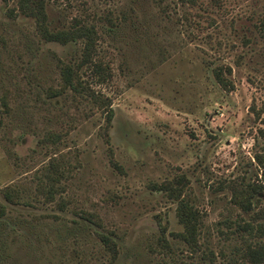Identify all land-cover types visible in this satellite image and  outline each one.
I'll list each match as a JSON object with an SVG mask.
<instances>
[{"label":"rangeland","instance_id":"374dc122","mask_svg":"<svg viewBox=\"0 0 264 264\" xmlns=\"http://www.w3.org/2000/svg\"><path fill=\"white\" fill-rule=\"evenodd\" d=\"M195 1L48 0L52 29L98 30L110 78L84 66L82 79L109 98L107 126V109L62 87L82 43L40 38L19 0H0V264H226L248 236L237 222L264 223V0ZM55 159L64 210L41 190ZM248 184L262 188L246 212L233 201ZM163 187L199 210L197 253Z\"/></svg>","mask_w":264,"mask_h":264},{"label":"trees","instance_id":"16d2710c","mask_svg":"<svg viewBox=\"0 0 264 264\" xmlns=\"http://www.w3.org/2000/svg\"><path fill=\"white\" fill-rule=\"evenodd\" d=\"M182 2H193L195 0H181ZM48 0H19L18 10L22 14L32 17L36 23L37 33L40 38L51 41L67 44L69 42H81L83 47L82 58L77 65L72 63H64L61 66L63 78V88H69L73 92L80 95L91 96L99 108L109 111L108 125L110 124L111 107L110 100L106 96L98 95L93 89L86 84L82 79L83 67L91 71V75L98 82H106L110 78V69L107 64L97 60L99 35L95 25L88 23L86 20H77L70 27L64 30H54L51 28L49 13L47 10ZM112 22V21H111ZM260 31L264 35V19L261 22ZM97 57V58H96ZM99 59V58H98ZM85 72V71H83ZM216 80L219 84L227 86V79L224 76L223 68L216 67L214 69ZM56 93V92H55ZM86 96V97H87ZM106 126V127H107ZM66 172L61 168L58 160L50 162L42 177L41 190L45 194L46 202H55L57 196L61 199L58 205L61 210H64L66 201L62 197V179L65 178ZM181 183V181H179ZM179 184V183H178ZM165 188V187H163ZM261 186L248 184L236 187L234 191V203L243 211L249 212L253 209L257 194H261ZM166 190L172 192L170 195L178 201L177 217L180 224L183 226V231L177 233L179 237L186 243L190 252L197 253L201 250L200 234L202 230V221L199 210L196 209L191 201L183 194V189L180 187H166ZM162 190V188H161ZM176 192V193H175ZM5 199L11 204H21L17 195L12 188L7 187L4 190ZM85 216L88 220L93 221L91 214L79 213ZM257 225L251 221L237 222L236 231H244L248 236H243L244 244L237 247L234 256L227 260L226 264H264V223L256 221ZM102 241L111 253L116 254V243L106 235H101ZM215 257V253L210 251ZM168 264H188L187 262L173 261ZM192 264V263H191Z\"/></svg>","mask_w":264,"mask_h":264}]
</instances>
